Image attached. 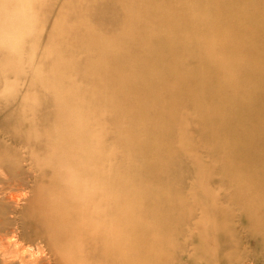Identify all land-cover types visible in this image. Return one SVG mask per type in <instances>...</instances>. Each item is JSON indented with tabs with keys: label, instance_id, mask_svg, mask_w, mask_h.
<instances>
[{
	"label": "bare ground",
	"instance_id": "1",
	"mask_svg": "<svg viewBox=\"0 0 264 264\" xmlns=\"http://www.w3.org/2000/svg\"><path fill=\"white\" fill-rule=\"evenodd\" d=\"M119 1L85 0L79 5L68 0L66 9L73 20L58 19L56 30L47 38L59 58L52 59V66L42 70L43 76L50 74L42 80L55 90L47 93V98L35 97L30 103L21 94L0 105V264H154L147 253L141 252L134 232L133 236L124 233L122 222L127 216L123 206L132 196L153 200L150 198L160 195L167 184L163 182L165 185L155 191L146 184L149 178L136 182V175L128 174L122 181V174L107 167L106 139L111 137L115 148H124L126 140L120 135L131 130L166 135L164 128L147 122L154 119L147 101L163 98L159 93L167 95L166 90L172 97L186 95L185 88L192 81L193 86L202 84V88L213 85L216 96L209 91L213 102L224 96L222 91L236 89L245 95L243 103H249L252 94L254 105L255 93L247 90L246 83L251 78L244 77L245 86L240 88L235 77L244 71L252 74L264 70V20L256 19L258 11L244 18L231 0L224 1L223 8L213 4L218 0H121V12ZM13 2H20L19 14L23 24H28L38 0H0V7ZM161 3L167 5L163 7ZM87 18L93 20L94 28ZM65 31H69L68 45L60 36ZM161 32L174 50L188 48L204 57L203 67L199 64L189 69L191 82L169 73V87L165 75L139 77L142 74L135 73L141 68L140 72L157 70L144 66V57L156 55V39ZM256 37L257 46L253 44ZM244 44L254 48L247 50ZM238 51L250 54L249 60H226L221 67L223 55L231 52L232 56ZM79 53H84L82 60L76 57ZM64 65L69 66L68 72L62 70ZM203 73L218 74L217 81H206ZM235 74L238 75L234 77ZM224 75L230 78L219 80ZM175 83L181 86L176 91ZM230 95L237 96L234 91ZM263 95L258 97L262 99ZM228 101L227 106H231ZM204 106L202 111L216 116L213 108ZM237 106L245 109L240 103ZM251 107L248 108L264 110L261 106ZM162 108L161 112L166 111ZM159 118L156 115L155 119ZM207 119L212 122L214 117ZM121 120L125 124H119ZM107 127L112 129L110 133ZM131 144L129 150L136 152L138 144ZM181 167L179 162L165 165L160 178L167 181L170 175H180ZM17 188H25L26 194L25 202L15 208L10 202L18 198ZM144 207L145 204L135 210L140 217L157 210L153 203L146 204L145 211ZM189 212L182 220L186 221ZM168 220L165 223L172 224ZM137 222L134 219L132 227H125L135 230ZM7 224L11 230L5 235L1 230Z\"/></svg>",
	"mask_w": 264,
	"mask_h": 264
},
{
	"label": "rangeland",
	"instance_id": "2",
	"mask_svg": "<svg viewBox=\"0 0 264 264\" xmlns=\"http://www.w3.org/2000/svg\"><path fill=\"white\" fill-rule=\"evenodd\" d=\"M75 1L79 5L85 3V0ZM224 1L227 0L213 1V4L223 8ZM67 2L38 0L39 5L35 6L28 24H23V16L19 14L22 13L20 2L0 7V64L3 63L0 66V105L19 98L21 94L25 102L30 103L35 97L47 98V93L50 95L55 90V87L42 80V77L50 76H43L42 70L52 66V59L59 58L47 39L56 30L57 20H73L66 9ZM119 2V10L122 12L121 0ZM231 2L244 18L250 17L254 10L258 11L259 17L256 16V19L264 20V12L261 11L264 0L258 3L250 0ZM161 4L163 7L167 5ZM87 22L94 28L92 19L87 18ZM181 30L188 34L195 33L191 29ZM80 31L84 35V28ZM60 36L68 45L69 31ZM156 40L159 41L156 55L144 57V66H154L157 70L150 68L140 72L141 68L135 72L142 74L139 77L154 73L160 74L162 78L165 75V81L170 87L172 76L169 73L179 76V80H187L190 68L206 64L204 57L194 50H174L171 43L166 41L164 32ZM258 41L256 37L253 44ZM252 48L247 46V50ZM167 51H174L175 54L169 55ZM239 51L232 56L231 52L223 55V61L219 63L221 67L226 60H249L250 54ZM83 54H76L77 59L82 60ZM68 69L69 66H62L63 71L68 72ZM231 71L235 70L232 68ZM203 74L206 81H210V78L217 81L218 74ZM247 76L251 78L246 81L247 90L255 93L254 105L252 94L249 103H243L245 95L236 89L232 91L240 99L230 95L232 91L227 90L222 91L224 96L216 97L213 102V95L209 92L214 93L213 85L209 87L206 84L204 88L202 84L199 87L193 86L194 81L188 79V82H192L191 86L185 88L186 95L172 97L170 90H166L169 96L160 92L163 98L147 101L153 108L150 115L154 118L147 122L151 126L164 128L166 135L159 137L155 135L156 132L149 130H144V133L140 129L131 130L120 135L126 140L124 148H115L114 139H106L107 167L115 168L122 174V181L126 180L128 174L131 177L136 175V182L144 181L143 177L149 178L146 184L155 191L167 184L166 189L159 192L160 195L150 198L153 200L132 196L131 200H125L123 206L127 216L122 222L124 233L133 236L134 232L141 252L147 253L154 264H176L179 261L181 264H264V113L261 112L264 110L248 108H264V95L262 99L258 97L264 93V70H255L252 74L244 71L243 75L235 77L240 88H244L243 78L249 79ZM34 78L36 83L32 82ZM229 78L230 75L219 76L222 81ZM180 88L175 83L173 89L176 91ZM228 97H231V102L227 100ZM227 101L231 106H227ZM239 103L245 109L238 107ZM203 104L205 108H213L216 116L202 111ZM157 105L166 108V111L161 112V108H156ZM237 108L247 112L246 115L239 113ZM156 115L160 118L155 119ZM207 117H214V120L209 122ZM119 124H125V121L121 120ZM106 130L110 133L112 129L107 127ZM131 143L138 144L136 152L129 150L133 146ZM172 162L182 163L180 175L176 173V177L170 175L167 181L162 180L161 169L164 172L163 167ZM16 191L18 198L10 203L18 208L25 202L23 194L26 192L23 193L25 188H17ZM152 203L157 210L145 212L141 217L139 212H135L143 204L145 211L146 204ZM187 212L184 221L182 217ZM134 219L138 220L136 229L126 228L125 225L132 227ZM167 219L172 224H166ZM8 227L9 224L1 233L6 235L8 229L11 230Z\"/></svg>",
	"mask_w": 264,
	"mask_h": 264
}]
</instances>
